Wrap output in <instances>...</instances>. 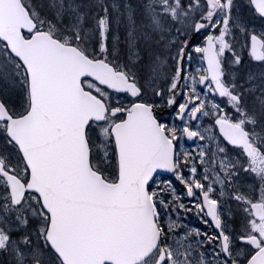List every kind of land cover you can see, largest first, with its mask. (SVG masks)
Wrapping results in <instances>:
<instances>
[{"label":"snow or ice","instance_id":"1","mask_svg":"<svg viewBox=\"0 0 264 264\" xmlns=\"http://www.w3.org/2000/svg\"><path fill=\"white\" fill-rule=\"evenodd\" d=\"M0 264H264V0H0Z\"/></svg>","mask_w":264,"mask_h":264},{"label":"rangeland","instance_id":"2","mask_svg":"<svg viewBox=\"0 0 264 264\" xmlns=\"http://www.w3.org/2000/svg\"><path fill=\"white\" fill-rule=\"evenodd\" d=\"M188 222H190L193 226H200V221L194 214L188 215Z\"/></svg>","mask_w":264,"mask_h":264}]
</instances>
